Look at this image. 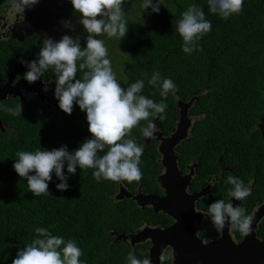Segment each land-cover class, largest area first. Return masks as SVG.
I'll use <instances>...</instances> for the list:
<instances>
[{"label": "trees", "instance_id": "16d2710c", "mask_svg": "<svg viewBox=\"0 0 264 264\" xmlns=\"http://www.w3.org/2000/svg\"><path fill=\"white\" fill-rule=\"evenodd\" d=\"M161 3L160 11L156 13L151 8L144 9L142 0H126L123 8L129 5L124 9L128 32L123 38L131 40L129 52L136 59L116 66L115 58L107 48L108 58L123 88L144 79L145 87L140 94L155 102L163 99L168 105L164 118H157L164 134H169L176 124L178 98L187 101L198 97L192 112H200L202 120L192 128V137L178 145L177 153L183 152L180 160L184 167L198 158L200 170L212 167L211 171L215 173L220 166L217 163L213 166V159L218 154L225 157L228 143L243 141L247 129L264 113V0H244L242 11L228 19L211 13L207 0H161ZM192 4L203 9L212 28L197 42V50L186 54L182 51L183 40L175 25L181 19V13ZM71 13L79 23V13L74 12L69 0L67 14ZM80 27L83 28L81 24ZM85 36L82 33L80 39L84 40ZM110 41L123 43L116 37ZM12 48L16 45L7 50ZM39 50L32 47L28 61L37 59ZM7 55L9 52L3 53V48L0 49V65H4L2 58ZM13 56L19 57L16 53L9 57ZM81 62L77 61V64ZM84 71L87 69H78L77 78H82ZM154 71L174 81L177 85L174 95L170 93L164 99L159 89L148 84ZM45 74L54 78L51 69ZM51 89L55 90L54 80ZM18 102L10 101L4 106L16 109L21 105ZM0 119L11 127L9 131H0V264H12L17 251L36 238V227L48 228L53 235L63 236L66 240L74 239L82 249L80 259L86 264H127L129 252L141 260L148 258V243L133 250L124 240L114 241L111 232L134 231L144 222L168 225L172 220L163 212L156 213L152 207H138L128 196L116 200L119 182H98L92 175L93 169L78 167L68 180L70 187L67 190L56 188L60 181L53 174V181L49 182L50 194L34 196L26 179L19 177L13 168L18 151L46 150L61 145H67L68 150L73 151L90 138L86 113L78 105L74 104L69 115L59 108L56 99L49 109L39 97L32 95L20 114L0 110ZM146 123L140 121L131 130V138L142 146L145 137L141 128ZM215 137L219 140L214 144ZM143 149L140 181L120 182L130 190L141 184L145 191L161 193L156 179L161 171V164L156 159L159 156L157 146L153 142ZM64 171L67 172L66 167ZM229 176H236L244 183L251 178L250 174L243 176L237 171L227 173L224 183L218 187L219 192L202 200L207 202L204 208L217 199L228 202V189L232 187L227 183ZM258 177L252 190L261 195L264 191L263 168L258 169ZM193 183L191 191L198 186Z\"/></svg>", "mask_w": 264, "mask_h": 264}, {"label": "clouds", "instance_id": "9594fccd", "mask_svg": "<svg viewBox=\"0 0 264 264\" xmlns=\"http://www.w3.org/2000/svg\"><path fill=\"white\" fill-rule=\"evenodd\" d=\"M14 2L17 7L25 10L34 7L39 0ZM125 2L70 0L74 12L79 13L78 22L87 33L85 46L81 47L79 36L64 34L59 40L46 37L37 59L21 61L28 69L22 74L23 79L30 84L41 80L51 69L55 83L54 96L59 108L71 115L74 104L78 105L86 113L91 133L90 138L81 142L73 151H69L67 145H61L46 150L16 152L13 168L19 177L26 179L28 189L34 196L50 194L49 182L53 181V174L60 181L56 183V188L67 190L70 187L68 180L77 172L78 167L93 169L92 175L98 182H132L142 178L140 164L144 149L131 138V130L140 121H146L141 133L145 138H153L158 130L154 119H163L168 105L163 99L155 102L140 94L145 87L144 79H138L126 89L123 88L112 69L105 41L97 38L101 34L109 38L116 37L119 41L125 37L128 32L123 8ZM161 4V0H142L144 9L151 8L156 13H159ZM207 4L211 13L228 19L242 11L244 0H207ZM61 23L66 28H73L69 21ZM211 28V21L206 19L203 9L195 4L189 5L175 25L176 32L183 40L182 51L186 54L195 52L197 42ZM77 61L82 62L78 65ZM78 69H87L82 78L76 76ZM147 82L154 89H159L164 99L177 91L174 81L170 77H162L158 71H154ZM42 83L47 91L48 81ZM0 110L15 115L22 112V107L6 108L0 102ZM126 136L129 138L125 139ZM65 167L67 172L64 171ZM227 183L232 186L228 189L231 199L242 201L250 194L249 186L236 176H229ZM202 214L204 218H210L218 233L223 232L226 224L232 231L245 235L250 232L252 217L231 202L214 200L207 212ZM35 233L36 238L17 251L12 264H86V261L80 259L82 249L74 239L66 240L63 236L53 235L44 227H36ZM126 259L127 264H151L149 259L141 260L133 252H129Z\"/></svg>", "mask_w": 264, "mask_h": 264}, {"label": "flooded vegetation", "instance_id": "af4514ba", "mask_svg": "<svg viewBox=\"0 0 264 264\" xmlns=\"http://www.w3.org/2000/svg\"><path fill=\"white\" fill-rule=\"evenodd\" d=\"M69 0H39V3L36 4L32 8H23L17 7L14 0H0V49L3 48V53H8L9 55L2 58L3 64L0 65V87L3 88L5 84L11 79V88L14 89V92L8 91V95L3 99L4 103H9L10 101H16L21 104L22 109H24L27 105L28 100L32 95L37 96L35 93L24 89V83L21 86V81L23 79V73H25L28 69L26 66L22 65L21 61H28V55L31 54V48L35 47L40 49L42 47V41L46 37H51L53 39L59 40L64 34L71 35L74 33V29L76 28V21L73 19V14H67V6ZM62 21H69L73 28L69 29L64 27L61 23ZM79 27L80 38L83 33V28ZM16 45V48H12L11 50H7L8 47ZM12 53H16L19 57L16 59L15 56L9 57ZM22 66V67H21ZM16 67H19L20 72L12 79L10 77V73L13 72ZM48 81L49 87L48 90L43 91L47 96L52 98L53 103L55 101L54 89H51L53 84V77H49L47 74L41 78V80L36 81ZM33 83V84H35ZM22 96L26 97V104H22ZM195 103L192 104L190 108V117L192 121L197 123L202 120L200 112L194 113L192 109ZM257 123L255 121L254 126L247 129L248 133L244 136L243 141L239 143H228L225 147L226 153L225 157H221L218 154L216 159H213L212 165L215 166L217 163L220 166V169L214 173V170L211 171V168L199 169L200 165L198 162V158L193 159L192 162H189L186 167L181 165L180 156L182 151H178L180 167L183 173H187L189 171V165L197 166L195 167V175L193 179V184H198L196 187L198 190L207 189L208 193L206 195H202L200 199L196 202L197 212L202 211L207 212V208H204V203H207L204 200L207 195L215 196L217 192H219V185L224 183V176L227 173L238 172V174L251 175L250 180L245 183V185L249 186L251 193L239 203L238 207H241L245 210L247 215L252 217V222L250 225V232L248 234L254 233V236L262 242H264V191L259 194V191H253L254 183L258 177V169L263 168L264 172V113L257 118ZM3 122V120L0 119ZM5 131H9L11 127L4 123ZM159 130V128L157 127ZM0 131H2L0 129ZM173 131V130H172ZM171 131V132H172ZM170 132V133H171ZM193 130L191 128V132L189 137H192ZM169 133V134H170ZM168 135V134H165ZM219 139L217 137L213 138V143L215 144ZM155 143L157 148L158 144L156 143V138L152 141ZM182 144V143H181ZM180 144V145H181ZM179 145V146H180ZM178 149V148H177ZM157 159V158H156ZM215 160L217 162H215ZM199 169V172L197 171ZM118 183V194L124 186L127 188L125 184ZM137 185L134 190H130L133 196L128 197L134 199V195H137L141 192L150 193L145 191ZM140 187V190H138ZM196 190V189H195ZM217 190V191H216ZM222 190V189H220ZM164 191L158 193L162 195ZM115 194V195H116ZM249 196H252L249 198ZM127 197V196H126ZM125 197V198H126ZM117 200V199H116ZM119 201V200H118ZM227 201L234 204V202H238L234 198L231 199L229 195L227 196ZM137 203V202H136ZM138 206V205H137ZM149 208V207H146ZM168 216V215H167ZM172 222L168 225L161 223H149L144 222L142 226L145 225H155L166 227L172 225L175 220L170 217ZM210 222V223H209ZM201 228L199 229V234L206 241H211L213 239L221 238L223 236V232L218 233L215 226L211 223L210 218L206 217L201 222ZM141 227V226H139ZM137 227V228H139ZM228 233L233 237V240L236 243H241L245 237L248 235L242 234L237 231H232L229 227H227ZM224 231V230H223ZM142 245V244H141ZM150 243L148 242V248ZM171 248H169L165 255L163 256V264L168 260L167 264H170V255Z\"/></svg>", "mask_w": 264, "mask_h": 264}, {"label": "water", "instance_id": "95a60500", "mask_svg": "<svg viewBox=\"0 0 264 264\" xmlns=\"http://www.w3.org/2000/svg\"><path fill=\"white\" fill-rule=\"evenodd\" d=\"M20 70L16 67L10 73V77L14 79ZM23 83L24 89L35 93L49 109L53 107L52 98L43 91L42 81L30 84L24 80L21 81V86ZM10 84L11 79L3 88L0 87V102L7 97L8 91L14 92ZM195 99L198 97L194 96L187 101L178 99V117L169 135H164L158 119L155 118L154 122L159 130L153 138H144L143 148L156 138L159 154L157 161L161 164V172L156 179L164 193L160 195L141 192L134 195L137 205L141 208L152 207L156 213L163 212L172 217L175 222L166 227L145 225L134 231L122 233L112 231L111 234L114 235V241L124 240L133 250L138 245L149 242L147 259L151 264H163V256L169 248H171L172 256L170 264H264V242L258 240L254 233L248 234L241 243L233 240L228 233L227 224L221 238L206 241L199 234L204 217L202 211L197 212L196 202L208 191L207 189L190 190L197 164L189 165V171L183 173L177 154L178 145L189 137L191 128L195 125L189 115ZM22 104H26L25 96H22ZM0 129L5 131L2 121H0ZM131 193L124 186L116 195V199L123 200L126 196L131 197L133 196ZM239 203L241 201L234 202L233 205L238 206Z\"/></svg>", "mask_w": 264, "mask_h": 264}, {"label": "rangeland", "instance_id": "374dc122", "mask_svg": "<svg viewBox=\"0 0 264 264\" xmlns=\"http://www.w3.org/2000/svg\"><path fill=\"white\" fill-rule=\"evenodd\" d=\"M128 7H129V5H127L124 9H127ZM126 13H128V11H126ZM79 27H80V24L77 23L76 28H78V29H74V33H72L71 36H73V37L80 36ZM83 33L85 35H87V33L84 30H83ZM97 38L105 41L106 47L111 51L112 56L115 58V61L117 62V63L115 62L116 66H122V65H125L127 63L135 61V59H136L135 55L131 54L129 52V45L128 44L131 42V40L129 38H122L121 40L123 43H121V44L117 43L116 41L115 42L110 41V40L114 39V37L109 38L106 34H101V35L97 36ZM80 42H81V44L85 45L86 44V36L84 37V40L80 39ZM116 72H117V74H119L120 70H116Z\"/></svg>", "mask_w": 264, "mask_h": 264}]
</instances>
